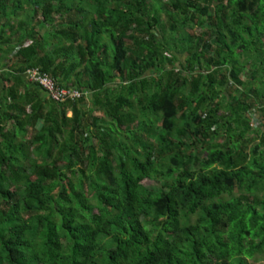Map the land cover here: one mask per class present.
I'll return each instance as SVG.
<instances>
[{"label":"trees","instance_id":"1","mask_svg":"<svg viewBox=\"0 0 264 264\" xmlns=\"http://www.w3.org/2000/svg\"><path fill=\"white\" fill-rule=\"evenodd\" d=\"M2 90L0 264H264V0H0Z\"/></svg>","mask_w":264,"mask_h":264},{"label":"built area","instance_id":"2","mask_svg":"<svg viewBox=\"0 0 264 264\" xmlns=\"http://www.w3.org/2000/svg\"><path fill=\"white\" fill-rule=\"evenodd\" d=\"M29 82L39 85L48 98L55 103H66L83 98L84 94L74 87L60 86L50 75L42 73L39 68H31L26 72Z\"/></svg>","mask_w":264,"mask_h":264},{"label":"rangeland","instance_id":"3","mask_svg":"<svg viewBox=\"0 0 264 264\" xmlns=\"http://www.w3.org/2000/svg\"><path fill=\"white\" fill-rule=\"evenodd\" d=\"M196 31H198L197 29H195ZM194 30V31H195ZM45 31H49V30H44V31H42V34L45 32ZM195 31V32H196ZM184 57V56H183ZM181 58H182V56H181ZM259 86V85H258ZM3 88H4V86H3ZM3 93V90L2 91H0V94H2ZM69 115L71 116L72 115V113L71 112H69ZM9 129H11V126H9L8 127ZM200 154H201V156H204V153L203 152H200ZM146 185H153V186H157L158 188H160V186L158 185V184H156V183H153V182H149V181H145L144 182ZM156 184V185H155Z\"/></svg>","mask_w":264,"mask_h":264},{"label":"crops","instance_id":"4","mask_svg":"<svg viewBox=\"0 0 264 264\" xmlns=\"http://www.w3.org/2000/svg\"><path fill=\"white\" fill-rule=\"evenodd\" d=\"M10 58H12V56L10 57ZM27 79V78H26ZM28 81V80H27ZM1 95V94H0ZM258 117V116H257ZM259 118V117H258ZM255 124H256V122H255Z\"/></svg>","mask_w":264,"mask_h":264}]
</instances>
